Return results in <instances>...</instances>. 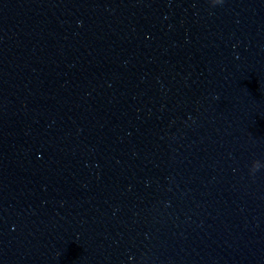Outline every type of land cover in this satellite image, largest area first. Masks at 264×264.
I'll list each match as a JSON object with an SVG mask.
<instances>
[{
	"label": "clouds",
	"instance_id": "clouds-1",
	"mask_svg": "<svg viewBox=\"0 0 264 264\" xmlns=\"http://www.w3.org/2000/svg\"><path fill=\"white\" fill-rule=\"evenodd\" d=\"M223 2V0H215V3H213V4H220V3H222ZM256 171V170H255ZM254 171V172H255Z\"/></svg>",
	"mask_w": 264,
	"mask_h": 264
}]
</instances>
